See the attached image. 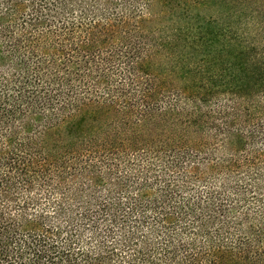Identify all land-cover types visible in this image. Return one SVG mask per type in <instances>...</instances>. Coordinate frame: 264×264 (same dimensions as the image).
<instances>
[{"label": "trees", "instance_id": "obj_1", "mask_svg": "<svg viewBox=\"0 0 264 264\" xmlns=\"http://www.w3.org/2000/svg\"><path fill=\"white\" fill-rule=\"evenodd\" d=\"M0 264H264V0H0Z\"/></svg>", "mask_w": 264, "mask_h": 264}]
</instances>
